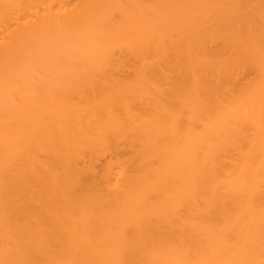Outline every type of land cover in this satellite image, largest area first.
<instances>
[{"label": "bare ground", "instance_id": "1", "mask_svg": "<svg viewBox=\"0 0 264 264\" xmlns=\"http://www.w3.org/2000/svg\"><path fill=\"white\" fill-rule=\"evenodd\" d=\"M187 1L0 0V264H264V0Z\"/></svg>", "mask_w": 264, "mask_h": 264}, {"label": "rangeland", "instance_id": "2", "mask_svg": "<svg viewBox=\"0 0 264 264\" xmlns=\"http://www.w3.org/2000/svg\"><path fill=\"white\" fill-rule=\"evenodd\" d=\"M134 2V0H130V2H129V4L128 5H130L131 3H133ZM127 2H124V4H126ZM188 3V1L186 0V2H185V4H181L179 7H180V9L182 8V7H184V5H186ZM175 5L176 4H173L172 6H171V8L167 11V14H166V16L163 18V20H162V22L163 23H170V22H172V21H174V19H175V17L177 16V14H178V12L180 11V9H179V7H178V5H177V7H175ZM140 8H138V10H139Z\"/></svg>", "mask_w": 264, "mask_h": 264}]
</instances>
